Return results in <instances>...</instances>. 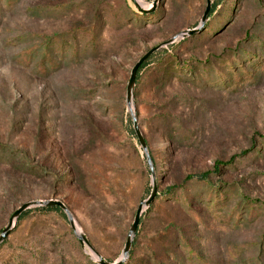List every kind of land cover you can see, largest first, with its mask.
Wrapping results in <instances>:
<instances>
[{"label": "rangeland", "instance_id": "rangeland-1", "mask_svg": "<svg viewBox=\"0 0 264 264\" xmlns=\"http://www.w3.org/2000/svg\"><path fill=\"white\" fill-rule=\"evenodd\" d=\"M153 2L0 0V234L22 205L49 200L81 232L62 210L32 208L0 264H99L79 235L122 259L152 192L126 102L132 69L207 8L144 12ZM134 111L158 197L124 264H264V0H211L202 30L140 71Z\"/></svg>", "mask_w": 264, "mask_h": 264}, {"label": "water", "instance_id": "water-1", "mask_svg": "<svg viewBox=\"0 0 264 264\" xmlns=\"http://www.w3.org/2000/svg\"><path fill=\"white\" fill-rule=\"evenodd\" d=\"M133 1L137 2V0H133ZM156 7H157V0H154L153 9L151 11H144V12H146V13L154 12ZM210 8H211V0H207L206 11H205L204 16L202 18L201 24L197 29L188 30L187 32L181 33L178 37L172 39L171 41L151 49L148 53H146L136 63V65L132 69L131 77H130V80H129V83L127 86L126 102H127L128 110H129L131 117H132V122H133L135 134H136L138 141H139V143H140V145H141V147H142V149L146 155L147 162H148V165L150 168V172H151V176H152V192H151V195L149 196V198L145 201H142L140 203L138 209H137L136 216L134 219V223L131 227V230L129 233V238L126 242L125 249L123 251V257L117 263L106 262L101 256H99V254L96 251H94V249L91 247L90 243L88 242V240L86 239V237L84 235L78 236V239H79V242L81 243V245L82 246L86 245L89 249H91L93 254L98 258L97 261L99 262V264H124L125 263V261L129 257V252H130L134 237L136 236V234L138 232L140 222H141V218H142L143 214L146 212V210H149L152 207L153 203L156 201V199L158 197V185H157V181H156L155 167L153 164V160L149 154V150H148L146 140H145V138L141 132V128L139 125L137 115L135 114V111H134V93H135V87H136V81H137L138 73H139L141 67L153 55H155L158 51H160L163 47L174 44L177 39H180V38L185 39L186 37H191V36L195 35L197 32L201 31L204 24L206 23V21L209 17ZM55 207L60 208L66 214L73 231H75V233L77 234V227H76V223H75V219L73 217V214L71 213L69 208L64 203H62L60 201H56V200L35 201V202H31V203H26V204L22 205L17 211H15V213L10 218L7 227L0 234V246L8 239V237L13 232L17 221L28 210H30L32 208H55Z\"/></svg>", "mask_w": 264, "mask_h": 264}, {"label": "trees", "instance_id": "trees-1", "mask_svg": "<svg viewBox=\"0 0 264 264\" xmlns=\"http://www.w3.org/2000/svg\"><path fill=\"white\" fill-rule=\"evenodd\" d=\"M214 12H215V9H212V12H211V16L214 14ZM210 16V17H211ZM149 18V20L150 21H153L155 18H156V14L155 15H151V16H144V15H137L136 16V19H138V20H146V19H148ZM148 64V61L141 67V69H140V71L143 69V68H145L146 67V65ZM140 71H139V73H140ZM187 71V70H186ZM139 73H138V75H139ZM191 75V74H190ZM220 165H222V164H219V166ZM207 176L208 175H203V176H190V177H188V179L187 180H192L193 178H196V179H198V180H205L206 178H207ZM43 211H57V212H61V209L60 208H57V207H55V208H41ZM27 215V212L26 213H24L22 216H21V218L19 219V221L20 220H22L25 216Z\"/></svg>", "mask_w": 264, "mask_h": 264}, {"label": "bare ground", "instance_id": "bare-ground-1", "mask_svg": "<svg viewBox=\"0 0 264 264\" xmlns=\"http://www.w3.org/2000/svg\"><path fill=\"white\" fill-rule=\"evenodd\" d=\"M77 233L80 234L81 232L79 231V229H77ZM96 259H98L97 257H95Z\"/></svg>", "mask_w": 264, "mask_h": 264}]
</instances>
